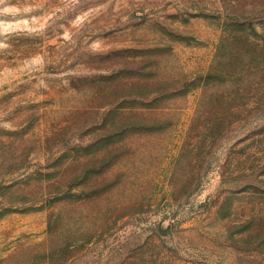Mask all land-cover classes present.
<instances>
[{
    "label": "rangeland",
    "instance_id": "rangeland-1",
    "mask_svg": "<svg viewBox=\"0 0 264 264\" xmlns=\"http://www.w3.org/2000/svg\"><path fill=\"white\" fill-rule=\"evenodd\" d=\"M0 264H264V0H11Z\"/></svg>",
    "mask_w": 264,
    "mask_h": 264
},
{
    "label": "clouds",
    "instance_id": "clouds-1",
    "mask_svg": "<svg viewBox=\"0 0 264 264\" xmlns=\"http://www.w3.org/2000/svg\"><path fill=\"white\" fill-rule=\"evenodd\" d=\"M19 9L11 4V0H0V17L15 15Z\"/></svg>",
    "mask_w": 264,
    "mask_h": 264
}]
</instances>
